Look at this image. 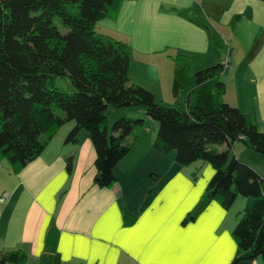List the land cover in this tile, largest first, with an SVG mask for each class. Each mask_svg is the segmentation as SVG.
Listing matches in <instances>:
<instances>
[{
    "label": "crops",
    "instance_id": "0c3cea01",
    "mask_svg": "<svg viewBox=\"0 0 264 264\" xmlns=\"http://www.w3.org/2000/svg\"><path fill=\"white\" fill-rule=\"evenodd\" d=\"M96 31L128 46L132 82L182 109L186 97L172 94L174 58H191L193 72L229 59L225 101L264 131V0H124ZM131 109L121 110V117L145 118L142 109ZM73 126L64 125L18 173L0 163V199L8 195L0 201V254L21 252L26 264H231L239 254L232 233L240 209L233 215L213 201L196 220L184 222L215 173L209 163L180 166L175 153L153 149L156 132L145 130L116 166L114 186L100 188L87 132H80L78 144L65 143ZM231 151L245 161L235 144ZM250 158L259 170L245 163L264 177V163Z\"/></svg>",
    "mask_w": 264,
    "mask_h": 264
},
{
    "label": "trees",
    "instance_id": "16d2710c",
    "mask_svg": "<svg viewBox=\"0 0 264 264\" xmlns=\"http://www.w3.org/2000/svg\"><path fill=\"white\" fill-rule=\"evenodd\" d=\"M123 1L0 0V163L18 173L74 122L65 143L78 144L80 132L86 131L96 152L95 184L111 188L116 166L151 129L150 119L158 124L154 150L175 153L180 166L205 161L215 171L184 222L196 220L213 201L229 208L239 196L252 198L232 233L239 254L231 264L256 259L264 264V177L230 156L240 142L264 160V131L225 101L222 63L193 72L191 58H174L172 94L186 97L184 109L158 103L132 82L128 46L96 31L97 23L117 13ZM58 80H68L71 89L64 90ZM128 108L142 109L145 118H121L109 132L108 111ZM224 145L227 149L219 151ZM72 167L69 158L67 170ZM125 217L126 224L132 222ZM26 262L21 252L0 254V264Z\"/></svg>",
    "mask_w": 264,
    "mask_h": 264
},
{
    "label": "rangeland",
    "instance_id": "374dc122",
    "mask_svg": "<svg viewBox=\"0 0 264 264\" xmlns=\"http://www.w3.org/2000/svg\"><path fill=\"white\" fill-rule=\"evenodd\" d=\"M56 23L58 24L61 33L65 34L67 32V29L64 26H62V24L60 22H58V20L56 21ZM58 85L61 86L64 90H70L71 89V84H70V82L68 80H58ZM180 97H182V96H180ZM180 97H178V98H180ZM156 101L158 103L164 104L166 106H174V107H179V108L180 107H183V105H179L178 106L177 104H175V101L176 100H174V103H173V98L169 99V101H168L169 103L168 102L162 103L159 100H156ZM131 110L132 111H136V112H141V109L140 108H132ZM122 113H124V112L121 111V110H114V109H110L109 110V112L107 113L108 124H109V126H108L109 132H111L114 122L122 118L121 117L122 116ZM143 113L145 114L144 111H143ZM58 114H63V113L62 112H58ZM134 118H141V117H138L137 115H135ZM147 121L150 123V127H151L150 131H152L151 133H153L154 131L156 132L155 127L158 125L157 122L152 121L150 119H147ZM235 149L237 151L238 156L240 158H242V160H245L247 162H250L251 164H253L254 166H256L257 169L259 168L260 165L254 159H252L250 157H254V155H255L256 157H258V159L260 161H262V163H264V160H263V158L260 155H258L255 152H250L240 142L235 143ZM244 153H248V155H245ZM249 155H252V156H249ZM231 156H236L234 151H231ZM245 161H242V162H245ZM201 162H205V161H201ZM205 163H207V162H205ZM260 170H262V169H260ZM199 172H200L199 175H201V169H199ZM245 199H247V198H243V197L240 196L239 199L237 201H235V203L231 206V208L229 207L230 208V211H231V214L234 215L236 212H238L239 209L241 210V212H243L246 208H248V207L251 206V204L253 202V199L252 198H248V199H250L251 203L248 204L247 206H245L244 204L241 203V201H243ZM229 208H226V209H229Z\"/></svg>",
    "mask_w": 264,
    "mask_h": 264
},
{
    "label": "built area",
    "instance_id": "2783aa9c",
    "mask_svg": "<svg viewBox=\"0 0 264 264\" xmlns=\"http://www.w3.org/2000/svg\"><path fill=\"white\" fill-rule=\"evenodd\" d=\"M223 67H224V70L226 71L229 67H230V60L229 59H226L225 61H223ZM8 195H5L3 196L0 201H3L5 198H7Z\"/></svg>",
    "mask_w": 264,
    "mask_h": 264
}]
</instances>
